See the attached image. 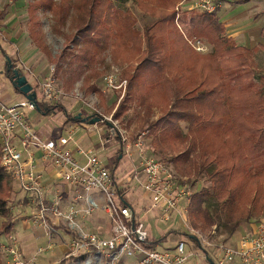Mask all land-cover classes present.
I'll return each instance as SVG.
<instances>
[{"label":"trees","instance_id":"16d2710c","mask_svg":"<svg viewBox=\"0 0 264 264\" xmlns=\"http://www.w3.org/2000/svg\"><path fill=\"white\" fill-rule=\"evenodd\" d=\"M65 1L30 0L26 9L31 19L38 9L50 12L56 31L64 24L68 10L74 11L71 25L75 30L64 35V49L81 42L94 43L102 49L113 37V59H139L123 72L124 92L118 103L107 108L112 115L127 101L132 88H145L169 106V125L185 123L190 134L188 152L196 150V132L204 133L208 139L199 153L203 157L210 154L213 164L207 170L208 186L191 194L188 214L192 224L201 230L215 226L217 234L216 223L221 222L232 235L242 222H257L264 216V66L259 69L254 61V52L262 45L247 47L236 43L226 34L218 9L211 13L199 10L190 18L186 34L202 39L210 47L204 53L196 51L175 22L178 0H131L139 11L152 18L141 29L135 28L132 11L115 5L114 0ZM30 35L42 48L38 34L31 31ZM0 50L6 56L4 49ZM63 52L55 56V67L60 66ZM90 55L93 53L85 49L79 57L68 59L67 66L78 61L80 67ZM88 81L86 77L85 82ZM89 87L97 90L93 84ZM167 89L171 90L170 97ZM32 90L35 91L34 86ZM37 106L43 115L62 109L66 118L78 122L77 113L70 115L60 103L45 104L37 99ZM92 114L103 119L97 112ZM167 116H161L154 124ZM114 168H110L111 174ZM9 180L0 166V216L4 217L0 236L14 225L7 205ZM162 237L148 239L145 246L154 248ZM86 255L87 252L63 256L55 264L82 260Z\"/></svg>","mask_w":264,"mask_h":264},{"label":"built area","instance_id":"2783aa9c","mask_svg":"<svg viewBox=\"0 0 264 264\" xmlns=\"http://www.w3.org/2000/svg\"><path fill=\"white\" fill-rule=\"evenodd\" d=\"M222 3L223 0H182L176 6V18L180 17L181 10L198 9L211 13ZM192 44L196 50L206 49L200 39H195ZM18 68L23 74L29 72L24 64ZM111 81L109 78L108 83ZM32 86L37 99L39 97L45 104L60 100L52 71L45 80ZM32 108L25 97L13 103H5L0 98V166L16 182L19 191L25 197L29 196L33 211L24 220L42 228L48 247L65 246L64 256H78L93 249L91 253L104 258L107 264H122L123 258H136L137 264H187L188 253L183 239L177 240L173 248L159 250L145 246L149 234L141 215L156 208L158 221L168 222L175 214L174 221L179 230L181 226L176 218L183 223V238L187 240L191 234L195 236L198 248L205 251L214 248L217 252L215 264H231L236 257L243 264H264V216L259 218L255 230L242 235L235 245L216 238L215 226L204 234L187 222L192 194L190 186L177 180L165 159L143 154L138 138L133 144L138 151L137 163L116 176L92 150L83 152L77 147L78 153L86 155L84 163L74 157L69 143L75 141V134H79L78 125L64 126L55 138H42L27 116V109ZM113 132L114 127L110 126L104 140L115 142ZM119 146L122 153L131 156V144L119 143ZM46 166L51 167L57 182L71 187V200L66 201L57 186L49 191L45 189L43 172ZM134 188L148 200L141 208V214L125 197L126 190ZM97 210L107 214L108 227L86 230L83 221ZM43 249L41 247L37 255ZM0 252L4 254L5 264H40L36 254L24 256L14 241L0 243Z\"/></svg>","mask_w":264,"mask_h":264},{"label":"rangeland","instance_id":"374dc122","mask_svg":"<svg viewBox=\"0 0 264 264\" xmlns=\"http://www.w3.org/2000/svg\"><path fill=\"white\" fill-rule=\"evenodd\" d=\"M29 1L30 0H5L7 7L5 6L4 10L0 13V36L2 34L8 36L19 34L20 40L25 42L22 46L19 60L28 67V73L33 74L36 83L45 80L52 71V76L55 79V87L60 91V100H58L57 103H60L66 108L70 115L78 112H82V115L97 112L103 116V121L95 123L93 128L96 131L98 129L107 131V128L110 126L104 121L111 123V126L114 127L113 136L116 140L117 147H115L114 150L111 148V152L109 151V145L113 144L112 140L110 141L112 144H98V146H94L95 143H99V141L96 140V133L90 135L87 134L86 131H81L80 135L75 134L73 136L75 144L81 149L84 148L83 150L93 147L94 153L99 155L104 165L107 168L115 167L114 171H118V176H121L124 171L126 172L133 165V160L138 153L133 144L138 138V141L140 140L142 143L141 148L143 154L158 159H165L172 168L177 180L179 182H186L190 186L192 193L207 187L209 184L207 170L213 162L209 158L210 154L203 157L199 152L202 146L207 145L208 139L204 136V133L196 132V150L188 152L186 150L190 141L188 129L183 121H179L174 125H169L168 121L170 118L167 116L169 106L166 105V102L160 96L158 97L152 91L145 88L137 89L134 87L128 93L129 97L127 101L116 110L114 115L107 109L112 103H118L124 92L123 72L128 71L130 65L136 64L139 59L132 58L127 61H122L120 58L117 60L113 59L111 57L113 37H109L106 45L102 49H99L94 43L84 45L83 42L74 47L70 44L67 49H64V35L75 30L71 25L74 11L72 9L68 10L64 24H60V30L56 31L54 28L55 20H53L51 13L46 10L38 9L33 15V19L29 18L26 9ZM70 1L71 0H66L65 2L70 3ZM180 1L182 0L176 2V6ZM114 2L115 5L129 8L130 11H132L136 19L134 26L137 29H141L144 24L152 20L147 13L139 11L131 0H126L124 3H121L119 0H114ZM257 4L258 8H262V10L252 8L250 10L252 11L251 14L261 11L264 15V0H257ZM198 11V9H191L190 11L181 10L178 19L175 15V22L178 28L193 48L192 42L200 38L187 37L186 32L189 28V23H187V21ZM177 12L176 9V13ZM31 31H35L38 34L39 39L37 41L43 45L42 48L31 37ZM226 33L228 34L229 32L226 31ZM0 40L4 42L3 37H0ZM200 40L206 47L205 51L194 49L204 53L210 46L202 39ZM257 40L263 45L255 50L254 61L257 68L263 69L264 31L262 33V38ZM257 40L250 43L251 47L258 43ZM235 42L238 44L243 43V41L239 39H235ZM85 49L93 53V55H90V59L82 62L80 67L77 65L78 61L72 62L67 66L68 59L75 58V56L79 57ZM62 50H64V52L59 60L60 66L55 67V56L57 57ZM86 77L89 79L88 83L85 82ZM109 78L112 80L111 84L108 83ZM70 81L72 83L68 88L66 85ZM29 83L33 85L34 81L30 80ZM90 84H93L97 90H91L89 87ZM170 95L171 90L167 89V96L170 97ZM56 112L58 115H62V117L65 118V123L71 121V119L65 117L62 109ZM56 112L45 115L43 119L39 120V122L36 123V129L39 128L40 125L46 128L50 127V130H53L54 127H58L61 123L59 122V118L55 116ZM161 116L167 117L159 123L154 124ZM78 123L83 122L78 121ZM57 133L58 132H56V134ZM104 139L103 137V140ZM119 143L131 144V155L133 156L123 155L115 162L116 155L119 153ZM9 184L11 191L7 205L10 210L9 217L14 221L13 226L15 228L12 226L9 232L2 234L0 236V243L14 241L16 246L19 247L22 252H25L23 255L26 257L33 254L37 255L41 247L45 248L37 255V262L40 264H55L66 254V247L63 245L48 247L46 245V236L42 228L31 221L27 222L24 220V218L33 211L32 203L30 204L31 201L28 199L29 196L25 197V194L19 191L16 182L12 179L9 180ZM125 194L126 198L136 203V205L142 203L141 191L139 189H128ZM135 208L138 209V206ZM99 215L104 216L101 221L96 220ZM188 216L187 222L189 225L198 227L192 224ZM147 218L148 224L154 228L155 233L159 231L163 233L164 236L166 235V239L162 240L155 247L159 250L173 248L172 245L179 239L178 236L183 233L175 235L173 231H164L168 225H171V221L160 222L158 220L156 221V219ZM3 220L4 217L0 216V222ZM147 220H144L146 224ZM105 221H108L107 215H105L103 210H97L92 215L88 216L87 220L83 221V225L86 230L94 231L103 227ZM176 221L183 229V223L180 219L176 218ZM88 222H90V224ZM243 224L245 223L242 222L241 225ZM216 225V238L222 240L237 239L235 237L236 234L239 233L241 225L232 235H228L227 228L221 222H217ZM181 227L180 230H182ZM198 229L200 230L201 228L198 227ZM209 230L206 229L201 231L207 234ZM181 239L185 240V252L190 253L188 254L187 264L194 263V261L198 259V254H200V256H205L206 251L204 250V253L202 249L198 248L194 240L191 241L190 238L186 240L183 237ZM22 242L30 243V246H27V253L19 246ZM203 259L202 257L200 262L205 264ZM136 262V258H123L122 260V264H137ZM0 264H5L4 254H0ZM67 264H107V262L104 258L93 255V253L90 252L87 253L84 259L74 260Z\"/></svg>","mask_w":264,"mask_h":264},{"label":"crops","instance_id":"0c3cea01","mask_svg":"<svg viewBox=\"0 0 264 264\" xmlns=\"http://www.w3.org/2000/svg\"><path fill=\"white\" fill-rule=\"evenodd\" d=\"M0 2H1V4H0L1 5L0 6V13H1V11L4 10L6 3H5V0H0ZM252 8H255L256 10H262V8H258L257 0H245V1H242V0H225L224 1L223 0L221 7L217 11V15H218L220 21L223 22V24L225 26V30L227 32H229L228 34L227 33L226 34L229 37H231L232 39H234V41H235V39H239V40L243 41L242 45H245L247 47H251L250 43H253L257 39H261L262 33L264 31V15H263V13L260 11L258 13L251 14L252 11H250V10ZM187 23H189V25H190L189 21H187ZM184 25H185V23H184ZM0 37L4 38V42L0 40V47L4 49V52L11 59V61L14 62L15 65L18 67H20L21 64H24V63L20 62L21 60H19V56L21 54L22 46L25 42H22V40H20L19 34H12V36L2 34ZM257 41H258V43H256V44H260L259 40H257ZM261 45H263V44H261ZM252 46H254V45H252ZM24 74L26 75L28 81H30V80L34 81L33 85L36 84V81H35L33 74H31V73L30 74L24 73ZM23 97L24 96H22V94L18 93L14 89V87L12 86L8 77L5 75V54H3L0 50V98L5 103H13V102L21 100ZM38 99H39V97H38ZM63 109H65L67 112L66 108L63 107ZM57 115H58V113L56 112L55 116L59 118V122L61 123L58 127H54L53 130H50V127L46 128V127L40 125V127L36 129V126H37L36 123L39 122V120L43 119V117L45 115L40 113L34 107L32 109H27V116H28L30 121L32 120L31 122H32L34 130L42 138H48V137L55 138L62 132V129L64 126L66 127L68 125H78L79 126V134L78 135H80L81 131L82 132L86 131L87 134H90V135H93L96 133V135H97L96 140L99 141V143H95L94 146H98V144L103 145V144L110 143V140H107V141L103 140V137L104 138L107 137L109 127L107 128V131L106 130L103 131V130H99V129L96 131L93 128L94 126H90L87 123H78V122H75L73 120L68 121V123L67 122L65 123V121H66L65 118L62 117V115H58V116ZM56 132H58V133L56 134ZM102 135H104V136H102ZM112 143H110L112 145H109V151L111 150V148H113V150H114L115 147H117L116 141L115 142L112 141ZM69 147L71 148L73 155L78 160V162L84 163L85 159H86V155L84 153H78L76 151L78 146L75 144V141H74V143L70 142ZM118 148H119L118 150H120L119 145H118ZM89 150L94 151L93 147H91V148H88L87 150H83V152H88ZM117 155L119 158H121L123 155H126V154L119 151V154H117ZM131 156H133V155H131ZM137 161H138V156H136V158L133 160V164H136ZM115 162H117V159ZM116 164H118V163H116ZM116 172H118V171H114V174L117 176L119 174V172L118 173H116ZM120 173H122V172H120ZM43 183H44L45 189H48V191H49V188L56 187V186L59 187L63 191L62 195L64 196L66 201H69L72 199L73 190L71 189V187L68 184L59 183L56 181L54 172L52 171L50 166L45 167V171L43 172ZM141 196H142V203L139 205H136V203H133V201L128 200L129 204L133 208L138 206V209L135 208V211L138 214H141V212H143V210H141V208L143 206L145 207L148 204V200L145 198L143 193H141ZM125 197H126V194H125ZM157 213H158V210L156 208H154L150 211L148 210L146 213L141 215V219L143 220V222L147 228V231L149 234V239L156 238V237L159 238L160 236H163L161 238V240L158 242V243H160L162 240L166 239V235L164 236V234L160 233L159 231H156V233H155L154 228L148 224V220H147L148 219L147 217H149L151 219H156V221H157V218H156ZM105 215H107V214L105 213ZM103 217L104 216L99 215L96 220L101 221L103 219ZM174 219H175V214H173L171 216V219H170L171 225H168L164 231H167V232L173 231L175 235H178L179 233H183L181 230H179V228H177V224L174 221ZM144 220L145 221L147 220V224L145 223ZM172 220H173V222H172ZM88 223L90 224V222H88ZM244 223L245 224H243V225L240 224L241 228L239 230V233H237L236 237H235L237 239H234V240L229 239V240L224 241V242L227 244L235 245L242 235L247 234V233H251L255 230L258 221L257 222L251 221V222H244ZM103 227L104 228L108 227V221L107 222L105 221V225L103 224ZM178 237H179L178 240H180L183 237V234L179 235ZM190 240L193 241L192 239H190ZM175 243H176V241L174 242V244ZM174 244L172 246H174ZM19 246L22 247L27 253V251H28L27 246H30V243L29 242L28 243L22 242V243H20ZM203 252L205 253L204 250H203ZM23 253H25V252H23ZM188 254H190V253H188ZM206 256H209L214 262V260L217 256V252H216V250H214V248H210L208 251H206L205 256L204 255L200 256V254H198V259H196L194 261V263H192V264H202L200 262V259H202V257L204 258L203 260L205 261V264H210L207 261ZM187 261H188V258H187ZM231 264H243V263L241 262L239 257H236Z\"/></svg>","mask_w":264,"mask_h":264},{"label":"water","instance_id":"95a60500","mask_svg":"<svg viewBox=\"0 0 264 264\" xmlns=\"http://www.w3.org/2000/svg\"><path fill=\"white\" fill-rule=\"evenodd\" d=\"M9 72L11 73V75H9ZM5 75L8 77L12 86L16 87L19 92H21V94L30 102V104L36 110H38L39 107L37 106L36 92L32 90V85L29 83L26 76L21 72V70L16 65H12V61L7 55L5 56ZM75 118L79 122L87 124H95L102 120L100 116L96 114H90L88 116L81 117L80 112L75 115ZM105 123L111 126V123L107 121ZM189 238L192 240H196L195 236L191 234H189ZM206 259L210 264H215L209 256H206Z\"/></svg>","mask_w":264,"mask_h":264},{"label":"flooded vegetation","instance_id":"af4514ba","mask_svg":"<svg viewBox=\"0 0 264 264\" xmlns=\"http://www.w3.org/2000/svg\"><path fill=\"white\" fill-rule=\"evenodd\" d=\"M88 115H90V114H85V115H82V114H81V117L88 116Z\"/></svg>","mask_w":264,"mask_h":264},{"label":"bare ground","instance_id":"6f19581e","mask_svg":"<svg viewBox=\"0 0 264 264\" xmlns=\"http://www.w3.org/2000/svg\"><path fill=\"white\" fill-rule=\"evenodd\" d=\"M23 96V95H22Z\"/></svg>","mask_w":264,"mask_h":264}]
</instances>
